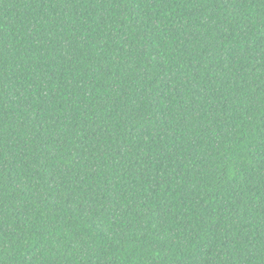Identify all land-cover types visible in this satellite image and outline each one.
Masks as SVG:
<instances>
[{
  "label": "trees",
  "instance_id": "1",
  "mask_svg": "<svg viewBox=\"0 0 264 264\" xmlns=\"http://www.w3.org/2000/svg\"><path fill=\"white\" fill-rule=\"evenodd\" d=\"M0 264H264V0H0Z\"/></svg>",
  "mask_w": 264,
  "mask_h": 264
}]
</instances>
